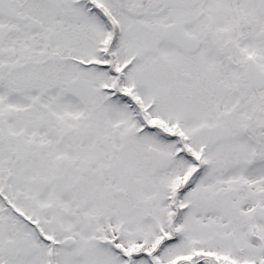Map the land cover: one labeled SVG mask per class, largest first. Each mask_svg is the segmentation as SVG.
I'll list each match as a JSON object with an SVG mask.
<instances>
[{
	"label": "snow or ice",
	"instance_id": "6c2138e0",
	"mask_svg": "<svg viewBox=\"0 0 264 264\" xmlns=\"http://www.w3.org/2000/svg\"><path fill=\"white\" fill-rule=\"evenodd\" d=\"M0 264H264V0H0Z\"/></svg>",
	"mask_w": 264,
	"mask_h": 264
}]
</instances>
